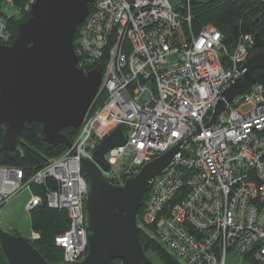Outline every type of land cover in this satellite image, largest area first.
Here are the masks:
<instances>
[{"label": "built area", "instance_id": "obj_1", "mask_svg": "<svg viewBox=\"0 0 264 264\" xmlns=\"http://www.w3.org/2000/svg\"><path fill=\"white\" fill-rule=\"evenodd\" d=\"M17 1L24 0H0L1 45L12 42L5 18L16 15L11 4ZM185 1L183 15L169 0H95L77 29L74 52L84 73L100 59L105 68L74 142L27 179L16 168L0 167V205L24 189L32 195L33 186L48 179L57 183L45 195L50 208L69 217V229L55 240L66 264L78 263L87 251L88 182L81 163L93 161L96 146L117 127L125 144L109 158L106 180L123 184L178 147L152 180L139 231L152 233L179 264H264L263 87L254 85L226 104L215 126L206 127L218 94L240 78L252 36L240 37L229 54L212 25L190 30ZM26 2L19 13L30 10L33 0ZM247 105L251 110L244 113ZM40 202L33 194L26 210ZM232 257L238 261L230 263Z\"/></svg>", "mask_w": 264, "mask_h": 264}, {"label": "water", "instance_id": "obj_2", "mask_svg": "<svg viewBox=\"0 0 264 264\" xmlns=\"http://www.w3.org/2000/svg\"><path fill=\"white\" fill-rule=\"evenodd\" d=\"M175 9H184L185 0H169ZM214 0H189L191 5L209 4ZM95 0H33L25 22L16 27L10 45L0 44V128L4 130L2 146L18 147L25 124L40 125V139L45 150L70 147L63 130H78L101 86L100 65L87 73L77 66L74 36L85 21ZM258 17L253 22L258 24ZM252 49L264 47L255 33ZM240 78L218 94L211 120L225 112L226 104L246 95L252 86L261 85L264 102V52L250 53L240 65ZM258 70V73H253ZM125 144L120 127L100 142L92 160H83L82 171L88 182L84 197V226L87 251L78 263L69 264H158L140 244L137 223L153 178L173 159L178 147L172 148L141 167L138 174L115 185L103 176L110 170L109 158ZM0 251L7 264H66L45 260L27 238L0 228Z\"/></svg>", "mask_w": 264, "mask_h": 264}, {"label": "trees", "instance_id": "obj_3", "mask_svg": "<svg viewBox=\"0 0 264 264\" xmlns=\"http://www.w3.org/2000/svg\"><path fill=\"white\" fill-rule=\"evenodd\" d=\"M170 4H172L170 2ZM19 5V1H17ZM173 9L184 15V9L177 7ZM89 6V10L91 9ZM1 13V11H0ZM189 14H191L190 30L196 34L201 28L212 25L223 35L222 45L227 52L232 53L236 42L244 35L253 36L258 34L264 43V3L259 0H214L209 4L190 5ZM29 17V12L23 11L20 17L14 15L6 17L8 31L11 34V40L16 35V27L19 23L25 22ZM258 17V24L254 25L253 20ZM74 36V46L76 37ZM252 52V50H250ZM264 51V50H263ZM104 58V57H103ZM97 65H100L103 72L105 68L104 59H100ZM258 70L253 74L256 75ZM104 96H100L95 102V107L101 106ZM19 137L18 147L11 151L2 146V137L4 130L0 128V167H13L22 173L24 177H30L37 170L46 165L48 159L62 155L67 147L57 146L52 151L45 150V143L40 139V125L32 122L25 124ZM65 134L72 144L78 133V130L65 129ZM84 177L86 175L83 173ZM113 184H119L109 180ZM57 189V183L48 179L43 186H33L34 194L41 198V202L28 212V217L32 233L38 235V239L32 242L33 248L37 249L45 260L50 263L62 262V249L55 246L57 236L63 235L69 229V217L67 212L62 209H52L46 203V193ZM142 210H138L137 222L141 220ZM140 244L145 248V252L151 255L160 264H179L175 257L162 244H160L152 233L139 231ZM0 264H7L0 251ZM112 264H119L113 261Z\"/></svg>", "mask_w": 264, "mask_h": 264}, {"label": "rangeland", "instance_id": "obj_4", "mask_svg": "<svg viewBox=\"0 0 264 264\" xmlns=\"http://www.w3.org/2000/svg\"><path fill=\"white\" fill-rule=\"evenodd\" d=\"M26 3V0H24L22 2L20 1L19 5H17V2L11 4L13 6L12 8L17 11V17H20L21 15V13H19V8H24ZM27 12H29L30 14V10H28ZM241 109L244 113H247V111L251 110L250 105L244 106ZM116 170L118 173L120 172V165L116 167ZM27 178L29 177H26V179ZM31 193L32 195L34 194L33 191H31ZM32 195L24 189L14 194V196L11 197V199H9L7 202H3L0 205V228L10 230L11 232H16L21 237L29 239L31 243L34 242V240L30 238L32 231L29 223L30 218L28 217V211L26 210V204L28 203ZM228 260L230 263H236V261H238L237 258L234 257L228 258ZM157 263L160 264L159 261H157Z\"/></svg>", "mask_w": 264, "mask_h": 264}, {"label": "flooded vegetation", "instance_id": "obj_5", "mask_svg": "<svg viewBox=\"0 0 264 264\" xmlns=\"http://www.w3.org/2000/svg\"><path fill=\"white\" fill-rule=\"evenodd\" d=\"M263 50H264V47H263V48H261V49H258V50H252V52H250V53H255V52H264ZM101 96H103V95H101ZM96 101H97V100H96ZM96 101H95V102H96ZM94 104H95V103H94ZM94 106H95V105H94ZM120 184H121V181H120ZM120 184H119V185H120Z\"/></svg>", "mask_w": 264, "mask_h": 264}]
</instances>
